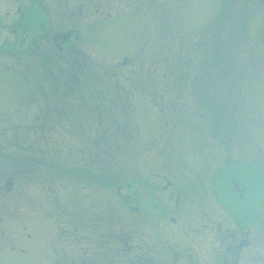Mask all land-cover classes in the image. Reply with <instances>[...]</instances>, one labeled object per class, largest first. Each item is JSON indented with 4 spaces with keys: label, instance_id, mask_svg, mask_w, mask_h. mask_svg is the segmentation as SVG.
Segmentation results:
<instances>
[{
    "label": "rangeland",
    "instance_id": "rangeland-1",
    "mask_svg": "<svg viewBox=\"0 0 264 264\" xmlns=\"http://www.w3.org/2000/svg\"><path fill=\"white\" fill-rule=\"evenodd\" d=\"M68 2L61 52H0V264H208L226 228L264 264V47L217 42L212 0Z\"/></svg>",
    "mask_w": 264,
    "mask_h": 264
},
{
    "label": "flooded vegetation",
    "instance_id": "flooded-vegetation-1",
    "mask_svg": "<svg viewBox=\"0 0 264 264\" xmlns=\"http://www.w3.org/2000/svg\"><path fill=\"white\" fill-rule=\"evenodd\" d=\"M250 1V0H249ZM7 6L2 8L0 6V31H6L13 36V42H9L7 38L0 41V52H5L9 56L16 58L17 63H20L21 68L25 63L27 65L28 54L31 51H42V47L51 43L52 50L56 48L61 52L69 41L70 33H63L61 35L60 26V7L61 3L67 4L68 0H6ZM214 3L215 13L218 12L215 17V38L217 42L232 43L237 47H264V2L263 0H253L256 10L248 16V11L245 9H237L238 4L234 0H212ZM202 6L207 4V0H201ZM82 7V4H80ZM124 7V6H123ZM69 8V6H68ZM119 7H117L118 9ZM70 16H75V11L70 9ZM95 13H103L99 5H95ZM81 12V11H80ZM258 13L259 18L252 16V14ZM106 19H109L111 15H107ZM74 41L79 38L78 33H74ZM71 41L69 44H71ZM68 44V45H69ZM232 44V45H233ZM245 53H250L251 50L244 48ZM23 67V70H24ZM202 180L204 178L210 179L209 186L210 202H221L219 190L217 189V178L219 170L212 172L203 168ZM169 182V181H168ZM167 182V183H168ZM204 185V184H203ZM232 189H235L237 194L243 196L245 188L240 187L237 181H234ZM207 193L206 191H204ZM178 197V191L176 198ZM177 200V199H176ZM206 199L202 198V201ZM176 203V202H175ZM199 210L197 213L198 221V233L201 234L208 222L205 219L208 218L212 221L211 226L217 227L218 231L222 230V225L219 221L210 218L199 199ZM224 205V204H223ZM226 206V205H225ZM227 207V206H226ZM228 210V207L226 208ZM230 219L233 220L234 215L229 214ZM201 218H204L201 220ZM174 220V218H171ZM244 228V227H243ZM264 231V227H262ZM221 233V232H219ZM249 231L244 229L232 230L224 229V233L216 235L214 238L217 241L219 250H214L212 253L211 263L208 264H238V254L246 249L251 240L247 238ZM203 236V235H202ZM217 248V247H216ZM263 259V257H262Z\"/></svg>",
    "mask_w": 264,
    "mask_h": 264
},
{
    "label": "trees",
    "instance_id": "trees-1",
    "mask_svg": "<svg viewBox=\"0 0 264 264\" xmlns=\"http://www.w3.org/2000/svg\"><path fill=\"white\" fill-rule=\"evenodd\" d=\"M11 158V157H10ZM55 168V167H54ZM69 172H70V170H69ZM10 178V177H9Z\"/></svg>",
    "mask_w": 264,
    "mask_h": 264
},
{
    "label": "water",
    "instance_id": "water-1",
    "mask_svg": "<svg viewBox=\"0 0 264 264\" xmlns=\"http://www.w3.org/2000/svg\"><path fill=\"white\" fill-rule=\"evenodd\" d=\"M263 2H264V0H263Z\"/></svg>",
    "mask_w": 264,
    "mask_h": 264
}]
</instances>
